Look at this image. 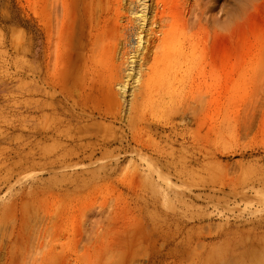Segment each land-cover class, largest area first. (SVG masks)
Instances as JSON below:
<instances>
[{
    "label": "rangeland",
    "instance_id": "rangeland-1",
    "mask_svg": "<svg viewBox=\"0 0 264 264\" xmlns=\"http://www.w3.org/2000/svg\"><path fill=\"white\" fill-rule=\"evenodd\" d=\"M143 1L113 0L142 40L108 87L54 69L41 0H0V264H264V0ZM154 14L193 53L135 113Z\"/></svg>",
    "mask_w": 264,
    "mask_h": 264
},
{
    "label": "bare ground",
    "instance_id": "bare-ground-1",
    "mask_svg": "<svg viewBox=\"0 0 264 264\" xmlns=\"http://www.w3.org/2000/svg\"><path fill=\"white\" fill-rule=\"evenodd\" d=\"M113 5V0H50L47 10V0H41L42 24L50 34L54 69H57L61 57L66 55L72 59L69 66L74 62L85 66V74L89 76L91 84L95 82L97 85L109 87L114 80L118 84V66L114 64L117 48L126 47L130 37L134 35L140 43L142 30L131 21L121 24L118 7ZM150 24L158 25L160 29L157 32L153 27L146 30L147 38L138 69V92L133 100L130 99L128 108L131 112L136 110V98L141 96V91L149 90L159 100L164 97L173 99L186 83L184 66L189 55L193 53V44L186 41L183 30L173 18L158 19L154 14ZM138 49L131 50L130 53L136 55ZM83 89L89 90L87 83L83 85ZM78 106V102L74 100L73 107L80 108Z\"/></svg>",
    "mask_w": 264,
    "mask_h": 264
}]
</instances>
